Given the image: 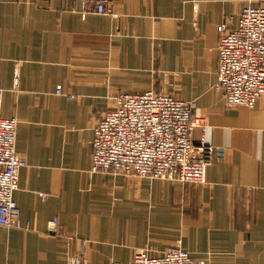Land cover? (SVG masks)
<instances>
[{
	"label": "crops",
	"instance_id": "crops-1",
	"mask_svg": "<svg viewBox=\"0 0 264 264\" xmlns=\"http://www.w3.org/2000/svg\"><path fill=\"white\" fill-rule=\"evenodd\" d=\"M252 1L108 0L113 17L96 0H0L1 114L25 159L0 264L125 262L177 240L205 264H264V95L230 107L214 87L217 27ZM148 90L194 102L204 183L91 170L94 125Z\"/></svg>",
	"mask_w": 264,
	"mask_h": 264
},
{
	"label": "built area",
	"instance_id": "built-area-1",
	"mask_svg": "<svg viewBox=\"0 0 264 264\" xmlns=\"http://www.w3.org/2000/svg\"><path fill=\"white\" fill-rule=\"evenodd\" d=\"M107 1L96 0L95 11L116 16ZM217 30L214 87L222 90L227 106L252 107L264 95V1L248 3L236 27L222 23ZM3 94L0 88V225L19 227L20 210L13 195L25 159L16 151L17 118L1 114ZM194 107L193 101L153 90L116 95L113 106L93 127L91 170L204 183L212 147L203 135L193 138L194 129L202 123L200 117L193 116ZM68 264L88 262L77 255ZM106 264L205 263L192 257L177 240L160 255L142 248L125 262Z\"/></svg>",
	"mask_w": 264,
	"mask_h": 264
}]
</instances>
